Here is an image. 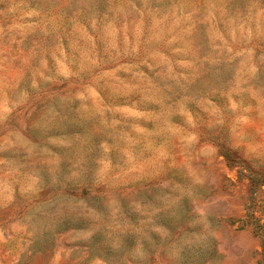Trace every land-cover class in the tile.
Returning <instances> with one entry per match:
<instances>
[{
    "label": "rangeland",
    "instance_id": "rangeland-1",
    "mask_svg": "<svg viewBox=\"0 0 264 264\" xmlns=\"http://www.w3.org/2000/svg\"><path fill=\"white\" fill-rule=\"evenodd\" d=\"M114 2L120 0H0V89L6 83L10 88L16 87L11 107L25 105L40 94L41 82L31 69L40 61L53 65L59 53L67 55L68 45L74 39L78 41L81 55L94 51L108 59L103 45L108 47L111 41H102L97 32L115 16V11L111 12ZM123 2L134 4L140 12L155 14L157 26L149 31L152 24L146 20L139 40L128 34L127 44L123 42V34L116 37L117 47L131 53L116 65L121 70L115 73V82L123 81L122 88L131 81L145 95L157 99L176 83L170 77L182 74L193 81L187 85L191 93L217 89L202 101L209 110L216 103L220 107L228 106L223 95L228 87L237 91L249 89L233 99L243 107L257 106L251 94L264 88V25L246 41L233 43L225 34L229 29L228 17L222 16L218 7H202L206 3L218 5L220 0H185L186 7L177 9L175 15H170L168 9L181 0ZM223 2L224 11L230 16L246 15L253 3L264 6V0ZM24 13L34 14L21 18ZM209 13L214 20L209 19ZM104 16H109L107 22ZM164 16L169 19L159 24ZM93 19L96 28L92 26ZM122 26L123 21H117V28ZM178 62L190 66L178 68ZM5 68L19 69L17 78L5 81ZM89 96H94L91 90ZM86 101L87 97L82 101L85 108ZM35 106L39 110L40 106ZM11 107L0 110V114L11 111ZM144 110L158 111L159 106L145 105ZM27 124L26 135L37 142L46 138L31 126V121ZM10 127L15 143L26 146L29 152L35 151L17 120L10 121ZM87 130V124L77 126L66 121L53 127L47 135L86 134ZM182 139L191 145L195 136ZM224 140L215 164L218 178L197 191L209 205L212 234L194 223V205L190 198L168 206L166 197H174L175 193L168 186L167 178L159 177L121 185L116 190L129 226L127 231L101 227L90 240L71 242L69 233L86 231L90 225L82 217L58 215V198L82 194L90 206L108 214L104 207L106 197L102 195L104 189L94 188L95 161L102 155L99 141H94L88 149L87 172L82 178L70 179L74 157L54 148L62 156V163L55 172L46 165L38 166L42 178L38 192L22 196L17 189L11 202L0 195V264H73L84 256L87 257L84 264H264V153L247 154L236 148L234 143H228L226 130ZM248 142L254 143L255 137L250 136ZM0 159L23 162V155L0 152ZM37 159L42 164L52 163L43 152L37 153ZM111 159L114 168L123 166L124 158L119 153L113 152ZM131 199L156 210L151 223H146L148 216L130 207ZM140 228L143 231H136ZM155 228H162L167 235L154 231Z\"/></svg>",
    "mask_w": 264,
    "mask_h": 264
},
{
    "label": "clouds",
    "instance_id": "clouds-1",
    "mask_svg": "<svg viewBox=\"0 0 264 264\" xmlns=\"http://www.w3.org/2000/svg\"><path fill=\"white\" fill-rule=\"evenodd\" d=\"M184 7L185 0H181L168 10L170 15H175L177 9ZM202 7H218L221 15L228 17L229 29L225 34L233 43L246 41L257 28L264 25V6L260 4H251L246 15L236 13L232 16L224 11L226 5L223 0L218 5L206 3ZM112 11L116 14L111 18V23H106L102 31L97 32L102 41H111L108 47L102 44L107 60L94 51L81 55L77 47L78 41L74 39L68 45L70 51L67 55L59 53L58 59L54 57L53 65L40 61L31 69L34 77L41 82L40 94L33 96L25 105L11 107V96L17 91L15 86L10 88L6 83L0 89V110L11 107V111L0 114V152L12 151L23 155V162L0 159V195L5 201L11 202L17 189L22 196L38 192L42 183L38 166L46 165L55 172L62 163V156L53 151L54 148L74 157L70 179L82 178L87 172L89 146L94 141H99L102 155L95 161L94 188L104 189L102 195L106 197L104 207L108 214L90 206L82 194L79 197L72 195L58 198V215L64 218L82 217L90 225L86 231L69 233L71 242L88 241L101 227L117 232L127 231L129 226L116 190L121 185L159 177H166L168 186L175 193L174 197H166L168 206L178 204L186 197L190 198L194 205V223L202 225L206 233L212 234V225L208 219L211 215L209 205L198 196L197 191L218 178L215 164L221 146L225 144L224 130L228 134V143H234L236 148L247 154L264 153V88L251 94L257 106L250 108L243 107L233 99L241 92H249V89L237 91L228 87L223 93L227 97L228 106L224 108L216 103L213 110H209L202 101L214 95L217 89L191 93L187 85L193 81L182 74L172 75L170 78L176 83L163 91L157 99L145 95L139 90V85L131 81L122 88L123 81L119 84L115 82V73L121 70L116 65L131 53L117 47L116 37L123 34V42L127 44L128 34L139 40L146 20L152 24L149 31L157 25L155 14L140 12L134 4L124 3L123 0L114 2ZM33 14L24 13L21 18ZM167 19L169 16H164L159 24ZM209 19L214 20L215 17L209 13ZM108 20L109 16H104V21ZM119 20L123 21V26L118 29ZM92 26L96 28L95 19L92 20ZM188 66L190 65L177 63L178 68ZM19 71L16 68H5V81L9 78L15 80ZM90 90L94 93L93 97L89 96ZM134 96L140 99L132 100ZM85 97L86 108L82 104ZM149 104L158 105L159 110H144V106ZM35 105L40 106L39 110ZM69 117L72 118L70 121ZM14 119L18 121L24 134L28 128L27 121H31L34 129L46 135L45 139L37 142L25 134L28 144L33 145L35 151L29 152L26 146L17 144L12 139L10 129L13 128L10 127V121ZM66 121L77 126L87 124L86 134L47 135L53 127H59ZM187 135L195 136L191 145H187L182 139ZM250 136L255 137L254 143L248 142ZM38 152L46 153L47 161L52 163L42 164L37 159ZM113 152L124 158L123 166L114 168L111 159ZM129 203L130 207L149 217L146 223H151L156 210L136 199H131ZM153 230L167 235L162 228ZM136 231H143V228ZM86 259L84 256L73 264H84Z\"/></svg>",
    "mask_w": 264,
    "mask_h": 264
}]
</instances>
